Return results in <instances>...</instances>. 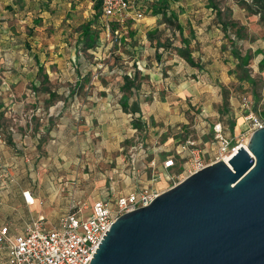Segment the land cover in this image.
<instances>
[{
  "label": "crops",
  "instance_id": "1",
  "mask_svg": "<svg viewBox=\"0 0 264 264\" xmlns=\"http://www.w3.org/2000/svg\"><path fill=\"white\" fill-rule=\"evenodd\" d=\"M98 1L0 0V176L5 182L0 190L15 194V163L19 156L15 154V143L29 146L39 142L38 135L21 141L22 137L15 134V112L22 110L25 104L41 107L42 104L36 102L41 95L28 89L29 85L38 87L43 83L39 79L41 71L45 69L49 75L44 82L51 86L47 97L69 100L80 114L86 110L91 111V115H98L102 110H116L113 104L110 105L111 101L116 104L119 97L116 85L108 82L101 86L99 80L87 79L81 72V76L72 77L78 68L76 49L86 44L84 28L90 25L92 33L96 29ZM247 4V0H144L145 17L139 21L128 20L138 22L129 38L135 43L139 38L140 43L134 47L129 42L128 52L139 51L134 59L139 74L151 82L141 85L139 99L136 98L143 118H154L162 131L175 132L188 123L189 117L195 116L192 109L198 110L203 126V130L199 126L198 131L201 129L205 135L206 127H209L213 132L214 140L204 144L210 160L218 150L214 126L221 123L225 135L236 140L243 128L241 124L235 125L230 134L224 122L227 113L231 116L234 113L238 119V112L243 109L242 99L252 100L251 96L255 94L251 89L255 81L264 87V22L248 9ZM154 32L169 39L171 47L156 46L147 40ZM17 53L25 54L23 67L21 58L15 56ZM53 55L55 59L51 58ZM250 55L253 56L251 63ZM84 67L80 65V70ZM69 71L71 76H68ZM56 85L57 90L53 89ZM68 85L74 86L71 91L66 88ZM142 93L152 95L153 101L144 103ZM22 95L26 100L20 98ZM117 112L109 116H116ZM52 144L54 142L44 147L50 155ZM62 158L67 159V156ZM67 163L70 165L72 161ZM162 170L172 173L174 168ZM23 191H30L33 204L25 203ZM17 192L24 208L31 211L34 207L33 211L38 213V199L32 191L20 189ZM41 216H28L21 232L12 224H2L0 228L8 227L9 237L15 240ZM58 222L49 225L46 221L45 227L52 229ZM2 249L5 251L4 264H9V251Z\"/></svg>",
  "mask_w": 264,
  "mask_h": 264
},
{
  "label": "rangeland",
  "instance_id": "2",
  "mask_svg": "<svg viewBox=\"0 0 264 264\" xmlns=\"http://www.w3.org/2000/svg\"><path fill=\"white\" fill-rule=\"evenodd\" d=\"M247 1L249 4L254 2ZM256 16L260 18V15ZM128 22L122 26L113 19L105 18L102 13L98 15L93 31L94 46L88 49L85 44L76 49L78 68L72 75L81 76V72L87 79L99 80L101 86L108 82L116 85L119 97L116 104L110 102L116 110H102L98 115H91V111L86 110L80 114L73 104H69V100L57 101L54 97H47L51 86L44 84L49 77L45 69L39 73L43 83L38 87L28 86V89L41 95L36 102L42 105L34 108L33 104L24 103L23 109L15 112V134L22 137L21 141L38 135L39 142L29 146L18 141L15 143V154H19L15 163V194L0 190V225L12 224L21 232L23 223L27 221L25 219L31 215H42L49 225H55L61 216L76 208H81L83 214L88 215L94 202L99 200H106L114 207L116 199L129 192L147 189L162 194L188 177V173H183V167L190 159L188 143L195 142L199 149L204 150V144L214 140L209 127H206L208 132L205 135H202L201 129L198 131V127L203 130V126L199 121L200 112L195 109H192L195 116L189 117L188 123L182 124L175 132L170 129L162 131L154 118H143L136 98L139 99L141 85H150L151 82L148 77L139 74L134 60L139 51L128 52L129 42L134 47L140 45L139 38L136 43L129 38L138 22ZM37 32L40 34L41 31ZM147 40L156 46L171 47L169 39L158 32L148 35ZM17 55L23 67L25 54ZM55 55L51 58L55 59ZM250 56L251 63L253 56ZM80 65L85 67L80 70ZM70 73L68 76H71ZM57 87L53 89L57 90ZM73 87L66 86L70 91ZM251 89L255 96H251L252 100L242 99L243 109L239 110L238 119L234 113L232 116L227 113L228 117L224 120L230 134L235 125L241 124L243 128L238 138L233 139L234 144L245 145L257 124L255 119L264 120V87L256 80ZM141 95L146 104L153 97ZM20 98L24 99L25 95ZM46 98L48 102H45ZM116 111L119 112L116 116H109ZM250 116L252 120H248ZM53 142L50 155L44 147ZM64 156L67 159L62 158ZM168 158H173L176 163L172 173L162 170L163 162ZM205 159L209 162L210 156L205 155ZM70 161L72 163L68 165ZM169 174L176 176L174 181L167 179ZM20 189L32 191L38 199V213L33 211L34 207L31 211L24 208L17 192ZM2 248L0 246V264H4L5 251Z\"/></svg>",
  "mask_w": 264,
  "mask_h": 264
},
{
  "label": "water",
  "instance_id": "3",
  "mask_svg": "<svg viewBox=\"0 0 264 264\" xmlns=\"http://www.w3.org/2000/svg\"><path fill=\"white\" fill-rule=\"evenodd\" d=\"M91 264H264V127L228 162L119 217Z\"/></svg>",
  "mask_w": 264,
  "mask_h": 264
},
{
  "label": "built area",
  "instance_id": "4",
  "mask_svg": "<svg viewBox=\"0 0 264 264\" xmlns=\"http://www.w3.org/2000/svg\"><path fill=\"white\" fill-rule=\"evenodd\" d=\"M99 1L102 4V15L107 19L116 20L119 25L123 26L130 18L139 21L145 17L144 0ZM248 120H252V117H248ZM255 121L257 124L252 133L264 127V120ZM214 132L218 150L214 159L209 162L205 159L204 150L199 149L195 142L188 143L190 159L183 167V173H188V177L216 162H228L240 146H244L234 144V140L225 135L221 123L214 126ZM175 167L173 158L163 162L165 170ZM175 178V175L169 174L167 179L174 181ZM4 186L5 182L0 176V187ZM159 195L160 193L144 189L119 197L114 202V207L106 200H99L92 205L88 215H84L81 208H76L75 211L63 215L58 225L52 229H46V219L41 216L15 240L9 237V228L2 227L0 246L9 251V264H91L101 241L115 221L126 213L149 206ZM22 196L26 204H33L30 191H23Z\"/></svg>",
  "mask_w": 264,
  "mask_h": 264
},
{
  "label": "trees",
  "instance_id": "5",
  "mask_svg": "<svg viewBox=\"0 0 264 264\" xmlns=\"http://www.w3.org/2000/svg\"><path fill=\"white\" fill-rule=\"evenodd\" d=\"M254 2L252 4H247L248 9L255 15H260L261 21L264 22V0H253ZM101 1H98L95 8L98 12V15L101 14ZM85 32V42L88 46V49L92 48L94 46V36L92 33V28L90 25L84 28ZM91 41V42H89ZM190 61V59H189Z\"/></svg>",
  "mask_w": 264,
  "mask_h": 264
},
{
  "label": "bare ground",
  "instance_id": "6",
  "mask_svg": "<svg viewBox=\"0 0 264 264\" xmlns=\"http://www.w3.org/2000/svg\"><path fill=\"white\" fill-rule=\"evenodd\" d=\"M248 142V141H247ZM244 146H246V145H244ZM35 201H33V203H34Z\"/></svg>",
  "mask_w": 264,
  "mask_h": 264
}]
</instances>
